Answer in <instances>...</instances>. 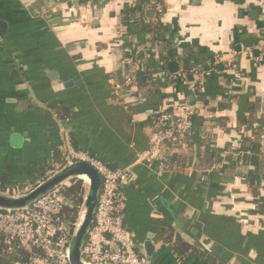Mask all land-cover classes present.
Returning <instances> with one entry per match:
<instances>
[{
  "label": "crops",
  "instance_id": "obj_1",
  "mask_svg": "<svg viewBox=\"0 0 264 264\" xmlns=\"http://www.w3.org/2000/svg\"><path fill=\"white\" fill-rule=\"evenodd\" d=\"M192 71L198 93L178 78ZM186 103L187 147L160 173L140 158L146 110L177 118ZM62 127L77 150L133 168L125 225L142 253L154 235L152 264H264V0H0V179L48 169ZM178 237L197 252L181 259Z\"/></svg>",
  "mask_w": 264,
  "mask_h": 264
},
{
  "label": "built area",
  "instance_id": "obj_2",
  "mask_svg": "<svg viewBox=\"0 0 264 264\" xmlns=\"http://www.w3.org/2000/svg\"><path fill=\"white\" fill-rule=\"evenodd\" d=\"M156 9L163 11L160 4H157ZM243 52L253 60H261L255 56L252 47L243 48ZM191 75V79L187 74L178 78L182 77L185 86L193 93H198L203 86L202 76L197 71H192ZM136 81V70L132 68L126 78V87H132ZM146 114L151 118L153 135L149 149L140 158L149 166H153V162L160 158L157 166L159 172L170 171L169 156L181 153L187 147L186 141L193 128L194 108L186 103L183 113L177 118L155 108L147 109ZM60 133V151L64 162L55 164L47 172V178L72 162H87L97 169L102 181L94 222L82 251V260L86 264H151L125 225L128 206L125 188L131 181V167L114 169L90 153L77 150L71 129L62 127ZM207 181L205 176L201 178V182ZM34 187L31 184L15 185L0 192L22 195ZM82 205L75 220L67 217L64 209L72 207V204L65 197L63 187H60L28 209L0 210V237L8 253L22 249L25 253L24 264H70V246Z\"/></svg>",
  "mask_w": 264,
  "mask_h": 264
},
{
  "label": "water",
  "instance_id": "obj_3",
  "mask_svg": "<svg viewBox=\"0 0 264 264\" xmlns=\"http://www.w3.org/2000/svg\"><path fill=\"white\" fill-rule=\"evenodd\" d=\"M69 84H66L68 86ZM132 176L135 175L131 167ZM87 177L89 180L88 193L84 198V202L78 217L75 232L70 246V264H86L82 260V251L86 244L89 231L94 222L96 214L99 194L101 190V176L97 169L87 162H72L54 173L52 176L46 178L44 181L35 186L30 192L22 195H10L0 192V210L16 211L28 209L38 200L45 197L50 192L57 188L63 187L75 179L83 180ZM193 231L192 238L197 247L204 253L221 260V253L205 240L196 237ZM154 235L151 234L146 242L143 243V254L151 262H153L156 246L154 244Z\"/></svg>",
  "mask_w": 264,
  "mask_h": 264
},
{
  "label": "trees",
  "instance_id": "obj_4",
  "mask_svg": "<svg viewBox=\"0 0 264 264\" xmlns=\"http://www.w3.org/2000/svg\"><path fill=\"white\" fill-rule=\"evenodd\" d=\"M131 65V64H130ZM130 67V66H129ZM49 110L54 113L60 114V116L63 119H70V114L66 111L63 110L60 107H50ZM75 147V146H74ZM177 154V153H176ZM174 156V155H172ZM94 157V156H93ZM169 160L171 161L170 163L172 164L173 157H169ZM64 162L63 156L61 151H59L57 154H55V158L53 161V164L51 166L44 170L42 174H40L38 177L32 176L31 179L29 180L31 185L36 186L37 182H42L47 178V172L52 170L57 163H62ZM173 165V164H172ZM174 167V165H173ZM82 180L80 179H75L69 184L63 186V192L64 195L67 199L71 201L72 207H66L64 210L65 214H67V217L75 220L76 217L78 216L79 212V207L83 204L84 202V197L82 195ZM7 180L6 179H0V191L4 192L7 188H9ZM173 232V230L171 229ZM177 245L178 248L176 249L175 252H177L178 256L182 259L185 258V256L197 252L196 247L189 245L187 242L183 241L180 237H178L177 240ZM25 253L21 249H16L13 253H8L6 245L3 243V238L0 237V262L2 264H24V259H25ZM27 258V257H26Z\"/></svg>",
  "mask_w": 264,
  "mask_h": 264
},
{
  "label": "rangeland",
  "instance_id": "obj_5",
  "mask_svg": "<svg viewBox=\"0 0 264 264\" xmlns=\"http://www.w3.org/2000/svg\"><path fill=\"white\" fill-rule=\"evenodd\" d=\"M53 164V163H52ZM82 182V195H83V197L85 198V196L87 195V193H88V186H89V184H87L86 182H84V181H81ZM30 183V181L29 182H25L24 184H29ZM19 185H22V184H19Z\"/></svg>",
  "mask_w": 264,
  "mask_h": 264
},
{
  "label": "bare ground",
  "instance_id": "obj_6",
  "mask_svg": "<svg viewBox=\"0 0 264 264\" xmlns=\"http://www.w3.org/2000/svg\"><path fill=\"white\" fill-rule=\"evenodd\" d=\"M83 180H84L87 184H89V180H88L87 177H83Z\"/></svg>",
  "mask_w": 264,
  "mask_h": 264
}]
</instances>
